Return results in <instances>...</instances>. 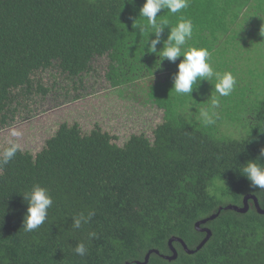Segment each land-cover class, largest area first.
Instances as JSON below:
<instances>
[{"label": "trees", "instance_id": "16d2710c", "mask_svg": "<svg viewBox=\"0 0 264 264\" xmlns=\"http://www.w3.org/2000/svg\"><path fill=\"white\" fill-rule=\"evenodd\" d=\"M143 3L0 0V124L34 89L48 92L35 80L39 71L80 80L102 56L109 58L112 87L140 82L164 111L153 140L132 134L121 146L98 125L84 134L78 123H63L35 155L22 150L0 168V264H137L151 250L159 253L147 264H264V214L252 199L246 212L222 208L244 206L247 195L264 208V189L251 190L241 173L248 160L264 165V98H250L258 79L247 63L264 58V0H189L181 12L165 9L157 17L168 20L157 51L183 16L194 26L184 48H206L215 71L233 74V106L226 110L220 99L211 107L219 96L215 78L192 96L172 89L183 57L159 64V53L147 51L155 33L139 16ZM202 110L214 113L213 124L204 122ZM227 110L241 115L234 126L241 129L238 139L220 128L222 118L232 116ZM37 184L48 189L53 205L44 224L25 232L23 194ZM81 213L94 215L76 229L74 217ZM217 213L201 225L212 235L197 250L207 233L196 223ZM173 237L197 251L190 254L174 240L177 259L164 258L173 255ZM79 242L87 246L85 256L73 251Z\"/></svg>", "mask_w": 264, "mask_h": 264}, {"label": "rangeland", "instance_id": "374dc122", "mask_svg": "<svg viewBox=\"0 0 264 264\" xmlns=\"http://www.w3.org/2000/svg\"><path fill=\"white\" fill-rule=\"evenodd\" d=\"M262 56L259 55L257 62L247 61L248 68L255 71L253 77L258 79L250 93L252 100L264 98ZM108 64L107 56L95 58L93 70L85 73L80 80H71L58 70L39 71L35 80L48 88V92L34 89L32 94L24 97L22 106L18 107L14 115H10L6 124H0V152L7 146L9 130L13 126L23 132L22 137L16 138L22 150L34 155L63 123H78L84 134L90 133L98 125L103 131L117 136L114 142L121 146L132 134L144 133L153 140L154 130L164 121L163 109L148 98L146 91L140 88V82L136 86L112 87L106 76ZM230 96H218V99L224 100L223 110L233 106L232 102L231 106L228 103ZM231 113V117L222 118L224 122L219 127H224L222 132L228 138L238 139L242 137L237 132L241 129H235L234 126L241 115L236 110L224 111L225 115Z\"/></svg>", "mask_w": 264, "mask_h": 264}, {"label": "clouds", "instance_id": "9594fccd", "mask_svg": "<svg viewBox=\"0 0 264 264\" xmlns=\"http://www.w3.org/2000/svg\"><path fill=\"white\" fill-rule=\"evenodd\" d=\"M129 3L134 4L135 0H128ZM189 6V0H144L142 7L139 9V16L145 18L147 21L146 27L149 28L150 34L155 33V38L148 43L147 51L151 53H159V64L167 59L171 62H176L179 57H183L177 65V72L173 77L172 89L177 94H186L192 96V92L198 88L203 81H212L215 78V92L219 97L230 96L236 86V79L229 71L223 73L217 72L211 66L210 54L206 48L203 47H188L184 48L187 41L193 36V23L190 19L181 16L175 26L170 28L167 41L164 47L157 51L156 45L160 42V33L168 26L167 19L158 20L157 17L161 10L167 9L170 13L175 14L181 12ZM139 23V22H138ZM141 31H145L142 26ZM219 106V99L213 95L211 100V107ZM201 115L206 124H213L215 121L213 115H210L207 110H202ZM10 138L7 146L0 152V168L8 165L18 152L22 151V145L16 138L22 137L23 132L16 128H10ZM261 156H264V149L261 150ZM260 159V158H259ZM250 182V189H264V165L256 162V159L248 160L241 172ZM25 201L28 204L27 212L23 221V228L25 232H32L38 229L48 216V210L53 205V199L48 189L34 185L32 189L23 194ZM94 213H89L87 219L81 213L74 217V228L79 229ZM83 221V223H82ZM90 236H95L91 233ZM74 253L79 256L87 254V246L84 242H79L73 249Z\"/></svg>", "mask_w": 264, "mask_h": 264}, {"label": "water", "instance_id": "95a60500", "mask_svg": "<svg viewBox=\"0 0 264 264\" xmlns=\"http://www.w3.org/2000/svg\"><path fill=\"white\" fill-rule=\"evenodd\" d=\"M250 199H252V200L255 202V206H256L257 210H258L260 213L264 214V208H262V207L260 206L258 199H257L254 195H247V196L244 198V206H241V207H240V206H236V205H228V206H225V207H222V208H225V209H233V210H236V211H238V212H246V211L249 209V207H250L249 202H248ZM222 208H220V210H221ZM217 216H218V213H217V214H214V215H212V216H210V217H208V218H205V219H203V220H200V221H198V222L196 223L195 226H196L197 230H199V231H201V232H206V233H207V236L204 238V240H203V241L197 246V250L201 249V248L206 244V242L210 239V237H211V235H212V232H211V230H210L209 228H207V227L202 228L201 225L204 224V223H206V222L209 221V220L214 219V218L217 217ZM174 240L181 242V244L183 245L184 249H185L188 253H190V254H191V253H194V252L197 251V250H191V249H189L188 246L186 245V243L184 242L183 239H181V238H177V237H173V238H171V240H170V247H171V249H172V251H173V255H162L164 258H167V259H169V260L177 259V257H178V252H177V250H176V249L173 247V245H172V242H173ZM152 252H157V253H159L158 250H151V251L148 252V254L146 255V257H145V261H144V262L137 261L136 263H137V264H147L148 261H149L150 254H151ZM127 264H130V263L128 262Z\"/></svg>", "mask_w": 264, "mask_h": 264}]
</instances>
